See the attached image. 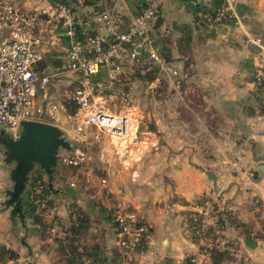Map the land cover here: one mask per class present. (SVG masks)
<instances>
[{
	"label": "crops",
	"instance_id": "1",
	"mask_svg": "<svg viewBox=\"0 0 264 264\" xmlns=\"http://www.w3.org/2000/svg\"><path fill=\"white\" fill-rule=\"evenodd\" d=\"M16 1L23 10L46 5V0ZM141 1L97 0L76 7L79 27L99 32L103 24L98 17L107 11L126 28ZM228 5L235 11L233 18L214 27L201 26V14ZM151 30L168 67L175 64L181 69L176 79L181 80L182 91L173 88L172 105H163L154 122L133 121L138 127L134 141L119 145L105 137L95 144L101 148V172L88 169L76 176H57L59 193L51 197L61 203L63 220L74 203L66 181L82 178L86 189L97 187L92 205L84 197L78 201L82 207L74 203L82 210L74 238L51 237L35 218L36 212L27 215L29 190L36 174H42L39 171L32 173L23 197L26 226L19 218L12 220L13 208L4 201L14 185L13 165L0 157V249L9 251L0 257V264H82L83 256L114 261L118 236L109 210L100 204L105 195L137 213L148 226L137 264H183L191 258L197 264H216L215 251L225 257L220 264H264V175L259 170L264 164V89L255 79L262 65L264 0H164ZM46 39L49 44L38 68L54 70L65 63L69 41L58 28L55 37ZM170 77L172 84L175 77ZM68 82L50 88L64 110L42 121L64 131L71 116L64 99ZM66 130L70 136V127ZM111 144L116 151L105 153ZM236 152L239 167L233 168ZM221 188L222 196L215 200ZM211 205L210 233L201 239L200 212ZM247 224L253 225L249 232Z\"/></svg>",
	"mask_w": 264,
	"mask_h": 264
},
{
	"label": "built area",
	"instance_id": "2",
	"mask_svg": "<svg viewBox=\"0 0 264 264\" xmlns=\"http://www.w3.org/2000/svg\"><path fill=\"white\" fill-rule=\"evenodd\" d=\"M97 0H46L43 7L23 10L16 0H0V128L16 136L24 121H43L47 116L55 117L64 110L63 103L55 102L50 88L61 81L74 77L78 86L65 90V101L75 105L70 130L73 150H63L60 164L82 171L90 160L89 148L100 144L105 137L113 142L129 143L136 139L138 127L127 115L117 114L99 102L103 83L96 76L105 71L111 78L119 77L127 71V66L148 61L160 66V70L170 73L176 89L181 80L179 72L169 68L166 58L159 52L152 35L151 26L158 18L164 0H142L134 20L123 28L122 21L107 11L100 13L103 28L99 32H84L79 27L76 7L94 4ZM231 5L217 8L213 12L201 14L200 24L205 28L220 25L234 16ZM62 29L69 41L66 60L61 68H38L41 53L46 48L47 37H55ZM104 30V32H102ZM262 47V46H261ZM261 70L255 79L264 89V47L261 54ZM264 123V108H263ZM122 147V146H121ZM240 152L235 153L232 167H239ZM33 187L29 191V203L40 217L41 224L51 237L74 238L81 225V210L71 203L68 217L63 220L61 203L47 192L48 181L43 174H36ZM91 178H88V182ZM103 183L105 181L103 180ZM69 185L77 188L79 178L70 180ZM216 191V198L222 195ZM114 221L118 236V255L114 261L106 262L94 256L80 258L82 264H137V253L141 248L148 226L135 212L112 202L109 195L101 198ZM200 238L210 233L208 221L214 214V206L200 212ZM183 264H197L191 258Z\"/></svg>",
	"mask_w": 264,
	"mask_h": 264
},
{
	"label": "rangeland",
	"instance_id": "3",
	"mask_svg": "<svg viewBox=\"0 0 264 264\" xmlns=\"http://www.w3.org/2000/svg\"><path fill=\"white\" fill-rule=\"evenodd\" d=\"M63 65L64 64L62 63L59 68H61ZM126 69L127 71L121 74L119 77L111 78L110 76H108L107 72H104L102 73L101 78L96 79L97 81H101L103 83L102 90L99 94L100 104L104 105L105 108L109 109L113 113L127 115L134 122L138 121L139 123L143 120L154 122L156 113L162 111L160 108H162L163 105H172L170 94H173L175 92L174 89L176 88L174 87L173 83L171 84V81L168 78L170 76L167 75L166 72L161 71L159 65L154 64L150 61L142 64H137L135 66H127ZM74 79V77L67 78L69 82L66 84V86H64L65 90L73 91L78 86V80ZM181 88L182 85L179 89L176 90L181 92L183 89ZM61 95L62 91L59 93V97ZM195 100L192 101V103H194ZM67 103V107L71 112L70 114H73L75 105H73V103H70V101L68 100ZM185 115L187 116V113H185ZM61 116L64 118V115ZM68 120L71 126L72 120L70 118H68ZM52 121L55 122L54 119ZM69 123H67V125H63V127L65 128V134L69 139H71L66 132V129L70 127L68 126ZM2 130L7 134H11L0 128V132ZM108 147H110L111 149L108 148L107 150H105V153H112L113 151H116V149L114 148L116 147L115 145L111 144ZM100 152V147L91 146L89 148L90 160L80 172H86L88 169H96L101 172V163L98 159L100 156ZM0 157H3L1 151ZM78 173L79 171H76L74 168L60 164L59 174H62L66 177L68 175L76 176V174L78 175ZM66 182L69 184V180ZM85 183L86 182H84L82 178H79V185L77 186V188L73 189V194L71 195V198H69H73L72 201L74 203H79L78 205H80V207H82L80 202H78L80 200V197H84V200L92 205V201L94 202L96 199V197L92 198V196L97 195L98 192L97 191L94 193V191H96L97 189L96 186H91L89 189H86L87 186L85 185ZM57 186L60 187L59 184ZM221 190L223 191L222 188ZM218 199H220V197ZM218 199L215 195V200ZM242 226L244 225H241L240 227ZM252 226L250 224H247V226H244V228H247V231L249 232Z\"/></svg>",
	"mask_w": 264,
	"mask_h": 264
},
{
	"label": "water",
	"instance_id": "4",
	"mask_svg": "<svg viewBox=\"0 0 264 264\" xmlns=\"http://www.w3.org/2000/svg\"><path fill=\"white\" fill-rule=\"evenodd\" d=\"M171 67L179 72L181 70L175 64H171ZM0 146L4 162L13 165L10 175L14 185L7 194L10 198L4 204L12 206V220L19 218L23 226H26L23 197L32 173L39 171L44 174L49 189L58 194L55 181L59 175L60 156L63 150H73L74 144L58 126L41 121H24L16 136L3 130L0 132ZM259 170L264 175V164L259 166ZM207 174L211 180L216 181L212 172ZM66 188L74 189L69 184Z\"/></svg>",
	"mask_w": 264,
	"mask_h": 264
},
{
	"label": "trees",
	"instance_id": "5",
	"mask_svg": "<svg viewBox=\"0 0 264 264\" xmlns=\"http://www.w3.org/2000/svg\"><path fill=\"white\" fill-rule=\"evenodd\" d=\"M104 72H105V71L99 73V74L96 76V79H97V78H101V77H102V73H104ZM29 191H30V190H29ZM46 192H47L50 196H53V195H54V193L49 189V187H47ZM28 206H29V209H28L27 215L29 214V215H33V216H35V215L33 214V209H32V207L30 206V203H28ZM35 218L38 220L39 223H41V221H40V217H39V216H35ZM41 225H42V224H41ZM42 226H43V225H42ZM77 229H78V228H77ZM249 245H251V244L249 243ZM251 246H252V245H251ZM4 253H9V251H4V250L0 249V257H2ZM215 253H216V255H215L216 264H220V262H221L225 257H223L224 255H223L221 252L215 251Z\"/></svg>",
	"mask_w": 264,
	"mask_h": 264
}]
</instances>
